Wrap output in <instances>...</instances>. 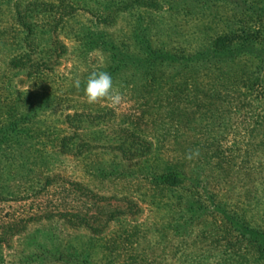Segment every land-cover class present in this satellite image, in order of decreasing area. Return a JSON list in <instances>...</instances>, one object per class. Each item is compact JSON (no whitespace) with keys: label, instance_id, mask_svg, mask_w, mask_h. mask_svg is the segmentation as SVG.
Listing matches in <instances>:
<instances>
[{"label":"rangeland","instance_id":"obj_1","mask_svg":"<svg viewBox=\"0 0 264 264\" xmlns=\"http://www.w3.org/2000/svg\"><path fill=\"white\" fill-rule=\"evenodd\" d=\"M234 34L264 51V0H1L0 264H264L225 218L264 226V60L206 55ZM114 52L121 102L86 103Z\"/></svg>","mask_w":264,"mask_h":264},{"label":"trees","instance_id":"obj_2","mask_svg":"<svg viewBox=\"0 0 264 264\" xmlns=\"http://www.w3.org/2000/svg\"><path fill=\"white\" fill-rule=\"evenodd\" d=\"M1 1V0H0ZM142 3L148 4L147 0H139ZM49 1L44 2L45 6L50 5ZM153 3H158V0H153ZM32 4H40L38 2H32ZM23 2H16L14 3V12L15 16L19 19L20 22L24 21V18L30 17L31 14V4L28 3L26 5L27 10L22 9ZM54 7L55 5L52 4ZM126 8V6H124ZM129 8V7H128ZM29 9V10H28ZM147 34L144 33L143 35V41H140V50L143 52L145 56L138 58L137 61L138 65L146 64L149 66L154 65L158 62H165L169 58H171L166 52L158 51L155 49L148 40L144 39L146 38ZM139 38V37H137ZM252 38H246L241 35L234 34L232 37L230 36H221L215 39V41L212 43V46L208 50L207 54L208 56H211L210 59L216 58L215 61H222L229 59H234L240 55H245L248 53H255L256 50L254 49L255 45ZM115 59H118V63L115 64L114 67L109 69V73L113 75V73L121 70L122 68L130 65V63H134L131 58H127L128 56H123L118 54L117 52H114ZM206 53V52H205ZM198 54L203 55V52L200 51ZM196 55V54H195ZM255 55L262 57L264 60V51L255 53ZM120 56V57H119ZM172 56V55H171ZM226 56V57H225ZM206 57V56H204ZM198 59V57H196ZM19 119H14L8 127L0 130V139L6 138L10 142H12L13 137H16L19 129ZM12 136V137H11ZM180 175L175 171H168L162 173L160 176H156V183L159 185H163L165 187H175L182 183V180H180ZM193 206L194 204L191 203ZM195 208V206H193ZM193 209V208H191ZM225 218L230 222L231 229L236 231L237 237L240 238L243 242L247 243V246L250 245L251 253L253 254V258L257 260L258 262H261L264 259V226H253L250 222H248L245 218H242L240 216H237L235 214L225 216ZM242 255H239V253L233 254L226 260V264H240V262L245 261L246 257H241ZM209 261H203L202 264H208ZM215 264V263H214Z\"/></svg>","mask_w":264,"mask_h":264},{"label":"clouds","instance_id":"obj_3","mask_svg":"<svg viewBox=\"0 0 264 264\" xmlns=\"http://www.w3.org/2000/svg\"><path fill=\"white\" fill-rule=\"evenodd\" d=\"M76 88L81 87V81H74ZM83 93L86 103L95 104L101 100H108L111 104L116 105L121 102V95L116 92L112 75L104 69H94L87 75L83 82Z\"/></svg>","mask_w":264,"mask_h":264}]
</instances>
